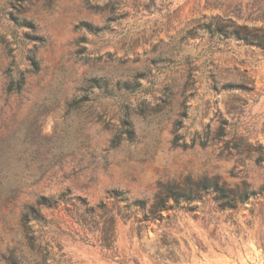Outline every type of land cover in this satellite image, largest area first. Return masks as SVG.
I'll use <instances>...</instances> for the list:
<instances>
[{"label":"rangeland","instance_id":"rangeland-1","mask_svg":"<svg viewBox=\"0 0 264 264\" xmlns=\"http://www.w3.org/2000/svg\"><path fill=\"white\" fill-rule=\"evenodd\" d=\"M105 1L0 0V264H264V165L255 150L264 145V55L238 42L217 50L194 27L229 16L263 23L264 0H117L112 20ZM226 66L245 71L253 86L214 89L210 74ZM19 71L24 88L10 93ZM125 118L135 138L113 145ZM228 139L240 145L226 147ZM214 180L231 197L254 194L226 208L207 187L146 221L141 238L142 211L117 217L115 258L79 225L83 202L96 205L108 189L149 208L167 185ZM65 189L71 197L40 229L45 255L28 242L20 215L38 195ZM164 233L173 253L160 246Z\"/></svg>","mask_w":264,"mask_h":264},{"label":"trees","instance_id":"trees-1","mask_svg":"<svg viewBox=\"0 0 264 264\" xmlns=\"http://www.w3.org/2000/svg\"><path fill=\"white\" fill-rule=\"evenodd\" d=\"M117 0H106L103 3L104 7L109 8L111 13L108 16V20L114 19V15L117 11ZM152 0H147V5H151ZM169 4V2H168ZM168 6V5H167ZM166 6V7H167ZM15 23L21 27L33 28L34 25L31 21L24 17L13 16L12 18ZM247 20L239 22L233 17H218L216 20L202 21L194 26L197 29H204V31L209 35V37L215 42L217 50H224L229 42H238L242 45L252 46L255 49L260 50L264 55V22L263 23H247ZM190 27L185 30L184 36L191 35L192 30L195 28ZM31 69L33 71L38 69V64L35 58H31ZM226 78L224 82L220 83L221 77ZM213 83V88L216 90H249L253 86L252 79L243 70H238L235 67H228L224 70H216L210 74ZM229 77V79H228ZM26 83V75L24 71H19L15 77H11L7 84V91L10 93H19L23 90ZM230 112V111H229ZM234 113V109L232 108ZM228 124L227 120L223 121L218 135L223 137L225 135L224 125ZM135 132L131 122L125 118L121 121V128L116 132L112 139V144L117 145L123 139L134 140ZM180 136H175L174 143L176 145L185 146V142L179 140ZM239 143L245 146H253L254 143H249L242 138L239 139ZM201 144H205V140L200 141ZM226 147H233L237 144L233 139H228L225 141ZM255 150L258 152L256 162L260 165H264V145L257 144ZM37 180H31L27 184H33ZM207 187H212L215 193V199L220 206L226 208H234L237 206L238 202L245 201L248 196L254 194V191L248 192L244 189L241 193H233L231 197L224 187L219 186L214 180L210 183L203 182L198 183L194 188H188L185 190H179L177 186L167 185L164 188V193L158 195L153 204L147 208L146 200L142 198H132L128 195L126 190L111 188L106 190L105 197L96 205L88 206L87 202H83L86 206L85 210L87 213L79 214L78 221H80V226L86 229L95 238V243L102 250L109 253L112 258H115L118 254L116 251V219L117 217L121 219H127L130 216L135 217L137 211H142L144 214L143 218L139 220V224H136L135 230L139 238H141V232L146 228V221H153L155 219H163L162 211L167 210L173 206L179 205L180 201L187 202L190 199L197 196V193ZM264 188H262L263 190ZM71 197V192L68 189L62 190L55 194H40L36 197L35 202L31 204H26L20 215L21 224L28 230L27 238L31 246H37L38 248L44 246L46 248L45 255L49 254L47 248L48 243L41 240L40 229L44 228L46 225L52 224V215L49 211L52 208H57L60 204H64L66 200ZM169 200L173 202L170 204ZM110 203L111 206H106ZM123 206H122V205ZM122 208L127 210V213L122 212ZM97 210V212H94ZM143 224H140V223ZM80 239L85 241H91L88 237L82 236ZM160 246L169 248L173 253L176 248V242L167 238V234H162L160 239ZM59 247V246H57ZM59 249V248H58ZM117 261L125 263L122 259ZM12 264H18L17 262H12Z\"/></svg>","mask_w":264,"mask_h":264}]
</instances>
